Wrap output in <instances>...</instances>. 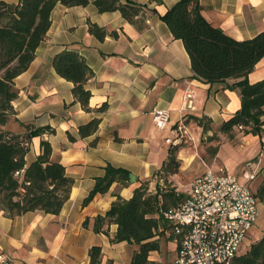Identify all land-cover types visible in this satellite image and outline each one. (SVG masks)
<instances>
[{
  "label": "crops",
  "instance_id": "0c3cea01",
  "mask_svg": "<svg viewBox=\"0 0 264 264\" xmlns=\"http://www.w3.org/2000/svg\"><path fill=\"white\" fill-rule=\"evenodd\" d=\"M89 1L86 6L55 4L50 26L33 60L13 79L17 90V97L11 103L14 114L0 129L24 133V124L33 128L48 125L50 131L31 139L25 154L26 164L40 153V141L46 140L51 146V160L59 161L74 182L58 214L33 210L9 217L0 211V254L9 257L8 264H89L88 253L92 246L101 249L97 264H129L135 245L109 241L116 231L114 223L107 226L108 234L94 232L92 225L94 217L103 215L116 195L128 199L133 189L144 181H149L150 190L161 185L154 173L172 145L164 140L170 135L169 131L155 128L153 108L167 109L169 124H173L181 116L179 109L184 102V92L191 89L195 110L186 113L185 122L193 132L194 142L201 135L205 138L204 135L212 133L208 130L203 134L191 116H207L216 128L240 108L239 89L231 86L236 79L228 78L223 83L210 85L192 77L183 42L173 38L159 17L177 0H131L145 6L141 29L125 20L118 10L100 13L93 0ZM199 3L205 19L236 40L251 38L264 30V0H199ZM88 22L105 28L108 34L103 40L88 32ZM111 31L114 34H110ZM63 49L81 54L93 71V76L85 83L90 92L89 111L74 101L73 83L59 76L51 66L52 56ZM263 78L264 56L247 75L250 83ZM103 103L105 109L97 110ZM95 117L99 118L96 131L80 137L77 127ZM246 131L224 139L217 146L212 166L203 168L199 164L192 179L206 168L225 170L249 187L256 181L254 188H250L255 194L264 179V125L258 134ZM224 141L239 142L238 145L233 143V148L244 156L241 167H226V160L220 157ZM181 158L185 165L192 160L190 155ZM248 161L258 165L255 177L249 181L243 177ZM106 165L126 169L135 176V181H114L106 192L96 194L83 204L96 178L105 174ZM255 197L258 218L243 239H248L247 246L243 249L240 246L238 254L259 240L264 230V200ZM169 227L170 222L163 218L158 229L161 234L157 236L159 250L148 256L158 264H171L175 257L176 242ZM254 228H258L259 236L250 240L249 231Z\"/></svg>",
  "mask_w": 264,
  "mask_h": 264
},
{
  "label": "trees",
  "instance_id": "16d2710c",
  "mask_svg": "<svg viewBox=\"0 0 264 264\" xmlns=\"http://www.w3.org/2000/svg\"><path fill=\"white\" fill-rule=\"evenodd\" d=\"M89 2L18 0L16 4H9L0 0V125L6 124L14 114L11 103L17 97V90L13 79L33 60L35 50L50 26V14L55 4L72 7L86 6ZM92 3L98 12L118 10L125 20L138 29L142 28L144 5L131 0H93ZM159 17L173 38L183 42L192 77L210 85L223 83L228 78L236 79L231 86L239 89L240 108L217 130L232 138L233 128L242 125L248 128L246 132L258 134L264 125V78L250 83L247 75L264 56V30L251 38L236 40L205 19L199 0H177ZM88 32L99 40L108 34L104 27L93 22H88ZM51 66L59 76L73 83L71 93L74 101L89 111L90 92L85 83L93 76V71L85 58L74 50L63 49L52 56ZM105 107L103 103L97 110L102 111ZM190 118L201 127L203 134L210 130L209 117ZM98 124L99 118L95 117L79 125V136L91 135ZM23 126L24 133L0 129V211L9 217L33 210L58 214L69 198L74 180L66 175L65 167L59 161L51 160V146L46 140L40 141V153L26 164L25 154L31 139L50 131V127ZM215 138L209 136V140ZM178 146L169 148L166 159L154 173V178L161 185L150 190L149 181L141 182L128 199L116 195L109 209L93 219L94 232L108 234L107 226L111 223L116 225L115 234L109 238L111 243L126 241L135 245L129 264H158L148 256L150 252L159 250L157 236L161 234L158 229L163 219L160 210L174 205L182 197L169 180L179 168L176 158ZM210 150L212 155L215 154L217 146H211ZM128 174L126 169L106 165L105 174L96 178L82 203L86 204L96 194L106 192L114 181L126 183ZM255 195L264 200V179L258 184ZM100 253L99 246H92L88 253L89 264H97ZM229 264H264V237L251 243L245 252L235 255Z\"/></svg>",
  "mask_w": 264,
  "mask_h": 264
},
{
  "label": "built area",
  "instance_id": "2783aa9c",
  "mask_svg": "<svg viewBox=\"0 0 264 264\" xmlns=\"http://www.w3.org/2000/svg\"><path fill=\"white\" fill-rule=\"evenodd\" d=\"M181 116L169 124L167 109L153 108L152 121L159 131L170 135L165 142L180 145L192 136L185 122L186 113L195 110L194 93L187 89L183 95ZM242 128V125H238ZM258 165L245 163L243 177H255ZM170 222L169 232L176 242L171 264H229L240 251L248 230L255 224L259 210L254 192L225 170L206 168L188 184L185 194L177 202L160 210ZM261 236L264 237V230ZM9 257L0 254V264H8Z\"/></svg>",
  "mask_w": 264,
  "mask_h": 264
},
{
  "label": "rangeland",
  "instance_id": "374dc122",
  "mask_svg": "<svg viewBox=\"0 0 264 264\" xmlns=\"http://www.w3.org/2000/svg\"><path fill=\"white\" fill-rule=\"evenodd\" d=\"M218 127L213 128V126L210 123V130L211 135H204L205 138H202V135L200 139L197 142H194V138L192 135V131H190L192 139L183 141L181 145L178 146V149L176 151V158L179 160V168L176 174L169 177V180L171 181L170 184H173L176 187V191H179L181 195L185 193V189L188 187L189 181L192 179V174L197 171V166L200 164L205 168L206 166H212V162L215 158V154L212 155L210 147L211 146H219L221 142L224 139L229 138L227 134H223L217 130ZM190 130V129H189ZM243 130H248L247 127L242 126V128H238V126H235L232 130V136H235L236 134L243 132ZM209 136L216 137L213 140H209ZM238 138L234 139L237 140ZM233 143L235 145H238L239 142H230V141H224L221 149H220V157L225 159L227 164L226 167L232 169V166H235V168L241 167L244 164L243 161V154H241L240 151H237L235 148H233ZM180 150V151H179ZM241 150V149H240ZM184 155H190L192 157V160L188 165H185L182 158ZM187 158H185V163ZM229 170V169H228ZM229 172L233 173V170H229ZM197 173V172H196ZM256 181H252V187L255 184ZM250 187V188H252ZM254 188V187H253ZM258 228L251 229L249 231L250 234V240H254L259 236ZM164 237L162 241L164 242ZM247 240H244L241 243V248H245L247 246ZM171 242L168 241V246L171 248Z\"/></svg>",
  "mask_w": 264,
  "mask_h": 264
},
{
  "label": "water",
  "instance_id": "95a60500",
  "mask_svg": "<svg viewBox=\"0 0 264 264\" xmlns=\"http://www.w3.org/2000/svg\"><path fill=\"white\" fill-rule=\"evenodd\" d=\"M128 177H129V182L133 183L135 181V176L131 173L128 174Z\"/></svg>",
  "mask_w": 264,
  "mask_h": 264
}]
</instances>
